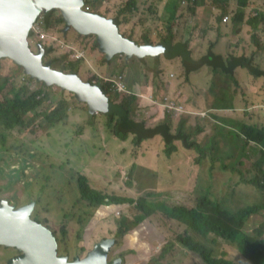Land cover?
Here are the masks:
<instances>
[{"label":"rangeland","instance_id":"1","mask_svg":"<svg viewBox=\"0 0 264 264\" xmlns=\"http://www.w3.org/2000/svg\"><path fill=\"white\" fill-rule=\"evenodd\" d=\"M83 1L84 11L114 20L124 38L140 44L146 38L154 45L168 37L172 23L164 10L166 0H133L132 9L127 7L130 0ZM241 2L204 0L197 15L188 11L187 2L179 4L174 36L184 42L192 60L209 51L224 66L229 58L243 56L264 70V0H246L244 6ZM51 15L41 10L36 20L28 17L30 35L20 39L33 54L39 52V44L46 48L43 63L65 72L75 69L84 81L103 84L113 103L122 105L134 97L131 117L146 127L154 126L156 111L146 124L145 107L155 106L156 100L164 104L167 97L183 110L163 106L168 118L159 124L167 123L168 140L159 134L136 143L132 133L121 140L107 126L108 115L117 114L92 112L72 92L43 84L12 59L1 57L0 104L12 98V87L21 88L25 97L41 91L44 100L25 116L24 126L11 120L0 124V202L13 208L33 204L31 218L53 232L59 255L71 261L109 239L115 241L109 263L121 259V264H204L177 241L180 236L210 249L213 257L248 264L224 239L192 232L161 210L141 219L137 203L91 207L81 199L78 176L85 175L90 187L106 195L137 202L191 207L206 198L228 212L256 206L240 235L254 237L261 231L264 238V187L248 182L263 177V146L248 141L239 130L242 124L264 128V77L240 67L229 73L210 66L188 71L177 54L128 59L121 53L106 59L96 36L66 29L58 10ZM32 25L45 35L43 40ZM119 76L126 91L113 86ZM142 86L151 87L152 100L135 99ZM168 143L173 145L169 155L164 150ZM120 225L126 232L116 237ZM18 255L16 249L0 246V264Z\"/></svg>","mask_w":264,"mask_h":264},{"label":"water","instance_id":"2","mask_svg":"<svg viewBox=\"0 0 264 264\" xmlns=\"http://www.w3.org/2000/svg\"><path fill=\"white\" fill-rule=\"evenodd\" d=\"M84 8L83 0H0V58L12 59L21 65L26 73L47 85H55L62 90L72 92L79 101L84 102L78 92H84L100 110L95 111L89 107L90 111L106 114H118L120 105L113 103L99 85L84 81L77 73L55 69L49 62L43 63L44 49L41 44L38 46L39 52L33 54L27 47V41H20L22 37L27 38L26 32L30 27L28 17L31 19V16H35L41 10L46 13L58 10L66 29L73 28L84 37L96 36V45L105 54L106 59L121 53H124L128 59L133 55L142 59L158 54H163L165 57L180 54L182 64L195 62L181 43L171 46L165 41H159L154 45L151 43L139 45L131 39L120 36L114 20L87 13L83 11ZM76 21L84 24L85 27H76ZM33 208V204L13 208L6 202H0V246L16 249L19 253L7 264L122 263L121 259L108 262V252L115 243L114 240L109 239L100 241L82 259L71 261L68 257L59 255L57 238L53 232L31 218Z\"/></svg>","mask_w":264,"mask_h":264},{"label":"trees","instance_id":"3","mask_svg":"<svg viewBox=\"0 0 264 264\" xmlns=\"http://www.w3.org/2000/svg\"><path fill=\"white\" fill-rule=\"evenodd\" d=\"M184 2H187L189 6L188 11L190 13H194L197 7H201L203 5L204 0H166L164 10L167 13L168 22L173 23L177 19L179 4ZM245 2L246 0H242V2L239 4L244 6ZM127 7L131 9L135 7L133 0H130L127 3ZM53 11L55 10H51L48 13L44 12V14L48 18H52L51 14ZM39 13L40 12H38L35 16H31V19L36 20ZM59 22L63 21L59 18ZM248 24L251 28L254 27L251 20L248 21ZM29 35L30 30L26 32V37L28 38ZM161 41L170 43L171 36H168ZM135 42L139 45L150 43V41L146 38L143 40V44H140L138 41ZM42 47L44 49V53H46V48L44 46ZM203 65L210 66L213 71L223 70L228 73L235 67H240L245 68L252 76L264 77V70L251 65L246 57H231L229 58L227 65L224 66L222 60L218 56H214L209 51L197 59L193 64H186L185 68L188 71H191ZM60 70L64 71V68H61ZM68 73H76V70L72 69ZM5 83H7V81H4V84ZM42 83L46 84L43 81ZM96 85H99L102 91L108 95V89L103 84ZM11 92L12 98L5 100L2 104H0V124H3L7 120H11L18 126H24L27 124L25 116L30 111L38 108L43 102L44 98L41 95V91L34 92L26 97L24 96V91L21 88L12 87ZM133 100L134 97H131L127 103L120 105L121 111L119 114L108 115L109 121L107 126L112 128L114 134L121 140H126L128 134L132 133L135 135L134 141L136 143L159 134L164 136L166 140L171 138V136L168 134V125L165 122L156 125L153 128H149L145 126L144 122H138L134 120L131 117L132 109L130 107V104ZM211 108L227 109L228 107L224 108L223 105H212ZM46 115L51 116V112L47 113ZM167 118L168 117L165 116L164 119ZM114 121L115 123L113 124ZM239 130L248 141L262 143L263 151H261L260 156H262L261 160H264V128L258 129L257 126L253 124H242ZM172 146L173 145L169 143L168 146H165L164 150L167 155L170 154V147ZM221 166L224 167V165ZM260 172L263 174V177H253L248 182L259 187H264V171L260 170ZM239 175L240 178H242L240 173ZM78 185L81 199L86 200L91 207L120 206L124 204L133 205L137 203L141 212V219H145L151 216L155 211L161 210L167 219L175 220L185 225L192 232H195L201 236L212 234L215 237L224 239L225 242L235 246L237 253L248 264H264V238L262 232L256 231V236L254 237L240 235V229L244 224L245 218L257 210L256 206L246 208L241 212H228L218 209L215 204L206 198L199 199L191 207L169 204L167 202L161 203L157 200H152L150 203H146L142 199V201L137 202L134 199L109 196L102 193L101 190L98 191V189L90 187L87 177L83 174L78 176ZM125 232L126 230H123L122 225H120L116 237L123 236ZM177 241L189 251L196 253L204 264H235L231 260L213 257L210 249L204 247L196 241H192L188 237L179 236L177 237ZM165 253H167V247L162 249L160 257H162Z\"/></svg>","mask_w":264,"mask_h":264},{"label":"crops","instance_id":"4","mask_svg":"<svg viewBox=\"0 0 264 264\" xmlns=\"http://www.w3.org/2000/svg\"><path fill=\"white\" fill-rule=\"evenodd\" d=\"M201 8H196L194 14L197 15V13L199 12ZM174 34H176V28L174 29V24L172 23L171 27H170V30L167 32V36H171V42H167L168 44H170L171 46H173L175 43H181L183 44L184 42L183 41H180L177 37L174 36ZM153 40V39H151ZM166 42V41H165ZM184 45V44H183ZM180 56V54H178ZM174 55L170 56V57H173ZM165 57V56H164ZM181 57V56H180ZM203 66H206V65H203ZM126 80V79H125ZM127 82V81H126ZM171 86H169L170 88ZM151 87L149 86H145V87H141L140 91H138L137 93H134V95L136 96L135 99L141 101V99L145 98V97H148L152 100V96H151ZM182 108V106H181ZM163 104L159 101V100H156V105L155 106H148V107H145V115H144V119L146 121V124H151V120H152V111H156V114H155V123H154V126L158 125L159 123L163 122L164 121V114H163ZM183 110V108H182ZM152 126V127H154ZM152 127H149V128H152Z\"/></svg>","mask_w":264,"mask_h":264},{"label":"built area","instance_id":"5","mask_svg":"<svg viewBox=\"0 0 264 264\" xmlns=\"http://www.w3.org/2000/svg\"><path fill=\"white\" fill-rule=\"evenodd\" d=\"M88 10V9H87ZM228 17H224L222 22L223 23H227ZM33 26V25H32ZM32 29V27H31ZM33 31L37 34V35H41L40 39H44L45 35L41 33V31L39 29H35L33 28ZM113 86L119 90V91H126V85L123 82V76H119L117 79H113L112 81ZM164 100H167L166 103L163 104V106H165L166 108H168L171 111H177V110H182L181 106H175L173 101L168 100L167 97H163Z\"/></svg>","mask_w":264,"mask_h":264},{"label":"bare ground","instance_id":"6","mask_svg":"<svg viewBox=\"0 0 264 264\" xmlns=\"http://www.w3.org/2000/svg\"><path fill=\"white\" fill-rule=\"evenodd\" d=\"M83 10V9H82ZM84 11V10H83ZM86 12V11H85ZM87 13H89V12H87ZM90 14H93V13H90ZM93 15H95V14H93ZM96 15H98V14H96ZM98 16H100V17H103V16H101V15H98ZM103 18H105V17H103ZM75 26L76 27H85V25L84 24H82V23H79V21H76V24H75ZM32 28H33V26H32ZM145 53V52H144ZM134 56V55H133ZM135 56H137V55H135ZM78 94H79V96L84 100V102L88 105V107H92L95 111H100L99 110V108L96 106V104L92 101V99L90 98V96L89 95H87V94H85L84 92H78Z\"/></svg>","mask_w":264,"mask_h":264},{"label":"flooded vegetation","instance_id":"7","mask_svg":"<svg viewBox=\"0 0 264 264\" xmlns=\"http://www.w3.org/2000/svg\"><path fill=\"white\" fill-rule=\"evenodd\" d=\"M87 12V11H86ZM90 13V12H89Z\"/></svg>","mask_w":264,"mask_h":264}]
</instances>
